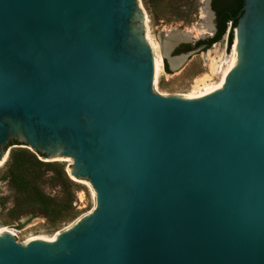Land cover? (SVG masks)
I'll list each match as a JSON object with an SVG mask.
<instances>
[{"label": "water", "instance_id": "95a60500", "mask_svg": "<svg viewBox=\"0 0 264 264\" xmlns=\"http://www.w3.org/2000/svg\"><path fill=\"white\" fill-rule=\"evenodd\" d=\"M233 33L167 71L139 0H0V162L16 140L94 192L51 239L0 230V264H264V0Z\"/></svg>", "mask_w": 264, "mask_h": 264}, {"label": "rangeland", "instance_id": "374dc122", "mask_svg": "<svg viewBox=\"0 0 264 264\" xmlns=\"http://www.w3.org/2000/svg\"><path fill=\"white\" fill-rule=\"evenodd\" d=\"M142 11V20L152 42L160 65H172L173 59L184 57L177 64L197 63L209 61L229 60L232 57L235 37L231 45L228 44L227 33L210 48L195 46L198 40L212 37L216 31V12L212 0H139ZM214 13V14H213ZM181 36V40L166 52L167 38ZM189 48H186V46ZM192 54L191 51H194ZM174 63V64H175ZM23 148L30 150L27 145H11L6 157L0 162V230H10L19 242H25L32 237L52 238L58 231L71 226L79 217L90 212L94 207V192L90 185L73 179L67 171L71 159H58L54 163L64 167L67 175L73 181V194L75 195V216L60 221L57 216H47L34 202L28 203V198L20 195L10 181L8 160L12 151ZM39 159H41L39 157ZM43 160V159H41ZM54 161V160H43ZM42 191L50 197L59 200L63 191L59 180L49 168H44L40 180ZM23 209V210H22ZM23 212L19 214V211Z\"/></svg>", "mask_w": 264, "mask_h": 264}, {"label": "trees", "instance_id": "16d2710c", "mask_svg": "<svg viewBox=\"0 0 264 264\" xmlns=\"http://www.w3.org/2000/svg\"><path fill=\"white\" fill-rule=\"evenodd\" d=\"M212 6L216 12V31L212 37L198 40L195 43V46L203 44L205 49L210 48L224 37L229 23L231 24L228 32V44L233 43V29L237 24V14L243 6V0H214ZM186 48L189 46L187 45ZM165 68L167 71L169 70L167 64ZM14 144L23 143L11 140L5 149L7 150L9 146ZM37 154L43 156L42 153ZM54 162L43 161L28 149L19 148L10 154L8 171L13 187L20 195L28 198V203L34 202L47 216L54 215L60 221H65L75 216V195L72 191L74 184L64 167ZM44 168L51 169L60 182L63 196L59 200L48 196L41 189L40 180ZM22 210L19 211V214L23 212Z\"/></svg>", "mask_w": 264, "mask_h": 264}, {"label": "bare ground", "instance_id": "6f19581e", "mask_svg": "<svg viewBox=\"0 0 264 264\" xmlns=\"http://www.w3.org/2000/svg\"><path fill=\"white\" fill-rule=\"evenodd\" d=\"M177 36V35H176ZM175 35L174 36H170V37H176ZM153 45V44H152ZM153 46H155V45H153ZM166 46H167V42H166ZM236 55H237V52H236V40H235V44H234V48H233V53H232V57H231V59H229V60H233V59H236ZM158 58V57H157ZM158 60H159V58H158ZM159 63H160V61H159ZM5 231H10V230H5ZM10 232H12V231H10ZM13 233V232H12ZM46 239H51V238H46Z\"/></svg>", "mask_w": 264, "mask_h": 264}, {"label": "flooded vegetation", "instance_id": "af4514ba", "mask_svg": "<svg viewBox=\"0 0 264 264\" xmlns=\"http://www.w3.org/2000/svg\"><path fill=\"white\" fill-rule=\"evenodd\" d=\"M214 0H212V3H213ZM199 46H203V44L199 45Z\"/></svg>", "mask_w": 264, "mask_h": 264}, {"label": "built area", "instance_id": "2783aa9c", "mask_svg": "<svg viewBox=\"0 0 264 264\" xmlns=\"http://www.w3.org/2000/svg\"><path fill=\"white\" fill-rule=\"evenodd\" d=\"M229 24H231V23H229Z\"/></svg>", "mask_w": 264, "mask_h": 264}]
</instances>
